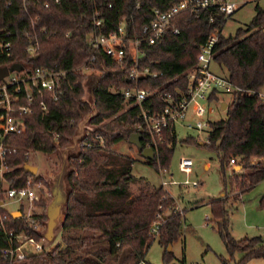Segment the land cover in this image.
<instances>
[{
    "label": "trees",
    "instance_id": "1",
    "mask_svg": "<svg viewBox=\"0 0 264 264\" xmlns=\"http://www.w3.org/2000/svg\"><path fill=\"white\" fill-rule=\"evenodd\" d=\"M176 1L64 0L45 9L42 2L31 1L24 8L21 0H0V30L10 32L12 42V55L10 58L1 55L0 67L17 63L26 70L45 67L67 72L61 79L58 98L53 100L45 94L43 101L47 110L42 111L36 99L31 116L23 117L24 128L6 136L4 180L11 187H21L29 177L39 179V175L24 169L29 151L53 152L75 135L79 123L93 126L80 137L83 145L72 156L73 165L66 175L68 189L60 241L52 249L32 253L18 264H126L128 261L151 264L144 260V255L155 238L164 247V264L172 259L167 246L180 237L183 211L176 209L174 198L162 185L151 189L140 187L134 193L130 185L138 182L132 174L135 160L113 151L112 147L128 140L136 131L142 110L154 113L164 105L161 97L176 99L179 92L186 91L188 83L184 73L195 64L199 47L211 32L222 29L230 17L216 11L184 12L176 16L174 26L179 28L178 35L167 32L155 44L142 48L145 56L139 59L138 68H148L156 74L154 78L132 80L130 71L135 64L129 56L117 63L101 51L94 54V69L100 74L73 70L91 55L89 35L113 34L120 25L126 36L139 35L142 26L151 19V9L165 11ZM95 21L100 24L95 26ZM263 30L264 9L255 6V14L244 29H238L234 36L220 34L214 48V62L226 71V79L237 90L226 107L225 118L211 123L208 142L193 136L183 139L213 150L223 175L229 160H236L243 171L233 174L232 180L239 190L234 199L264 180V99L259 96L264 85ZM30 33L38 38L37 60H32L26 51ZM134 89L150 91L153 95L141 105L134 104L133 100L123 97L125 90ZM85 95L92 106L84 99ZM26 103L20 99L16 106ZM92 107L95 114H91ZM140 134L141 143L146 147L150 135L145 131ZM176 142L175 135L165 132L164 140L153 149L154 160L148 163L157 169L167 167ZM252 158L257 161L252 162ZM2 183L0 178V188ZM0 196H3L1 191ZM227 201L225 191L208 204L231 258L234 251L242 253L237 264L253 257L264 258L262 236L240 240L231 236ZM258 204L264 208V193ZM38 219L48 226L49 215H38ZM154 221L156 232H152ZM7 228L24 230L36 238L41 236L24 219L12 220ZM8 243L6 232L0 229V249ZM228 261L221 258L222 264H229ZM0 264L8 261L0 256Z\"/></svg>",
    "mask_w": 264,
    "mask_h": 264
},
{
    "label": "built area",
    "instance_id": "2",
    "mask_svg": "<svg viewBox=\"0 0 264 264\" xmlns=\"http://www.w3.org/2000/svg\"><path fill=\"white\" fill-rule=\"evenodd\" d=\"M43 3L45 9L60 5L64 0H21L26 8L29 2ZM250 0H178L170 8L163 11L161 9H151V19L142 26L139 35L128 37L122 25L116 33L105 35L103 33L91 34L88 37V44L91 48L90 57L73 72L86 74L85 71H93L95 64L94 54L96 51L103 52L110 60L122 63L127 56L135 64L130 71V78L134 81L156 74L150 72L148 68L140 70L138 68L139 59L145 56L144 45H153L167 32L172 35L179 34V28L174 26L176 16L184 12L198 13L202 11H216L223 17H231L241 4ZM212 20V19H211ZM37 21V20H36ZM32 23H34L32 21ZM100 21H95L98 26ZM222 29H215L199 47L195 64L188 69L184 76L187 79V89L179 92V97L174 99L171 96L161 97L164 105L154 113L142 110L141 123L136 125V131H145L150 135V141L146 146L153 149L164 140V133L178 136V128L193 131L202 142H208L212 132L209 114L214 112L210 105L219 102L223 93H231V100L237 90L226 78H222L211 70L214 62V48L218 42ZM29 45L26 49L29 56H36L38 49V38L36 34H27ZM11 33L0 30V56L5 55L10 58L12 53ZM0 81V178L3 183L0 188L3 196H0V229L6 232L8 245L0 249V256L8 261V264H18L32 253L43 250L42 235L36 238L32 233L24 230L8 229L7 225L12 220L24 219L29 223L31 229L41 234L44 224L38 219L41 213L38 211L36 195L33 181L28 178L25 185L21 187H11L4 180L3 173L7 170L5 157L7 145L5 138L8 134L24 128L25 119L33 113V104L39 99L38 106L42 111H46V104L43 101L45 94L56 100L61 93V79L65 77L66 71H55L45 67H35L25 69L21 72H13ZM248 95L251 93L248 92ZM153 95V92L146 90H125L123 97L125 100H133L134 104L141 105ZM259 96L264 99L260 94ZM24 99L27 103L16 104ZM231 102V101H230ZM219 103H223L220 101ZM229 104V103H228ZM15 114L21 117L15 116ZM96 138H99L97 136ZM88 145V143H84ZM231 165L236 164L233 158L229 160ZM192 160L182 157L178 161L179 170L185 174L191 172ZM163 168H159L161 170ZM185 183H188L186 180ZM197 186L198 182H192ZM39 186V184H36ZM162 185H167L166 180H162ZM13 211H19V215L12 216ZM157 222L152 223V232H156ZM139 264H143L140 262Z\"/></svg>",
    "mask_w": 264,
    "mask_h": 264
},
{
    "label": "rangeland",
    "instance_id": "3",
    "mask_svg": "<svg viewBox=\"0 0 264 264\" xmlns=\"http://www.w3.org/2000/svg\"><path fill=\"white\" fill-rule=\"evenodd\" d=\"M255 6L264 9V0H250L241 4L239 9L226 20L221 34L224 37L234 36L238 29H244L255 14ZM211 70L222 78L227 76L226 71L215 64H212ZM85 72H87L86 74H100L95 69ZM259 94L264 96V85ZM84 99L92 106L87 95L84 96ZM220 101L228 105L231 101V93H223L219 98ZM219 102L210 105V108L214 109V112L208 116L211 123L224 119L226 116ZM95 113L96 110L92 107L91 114ZM92 129L93 126L86 122L79 123L75 135L70 137L66 144L59 145L53 152L29 151L27 163L36 166L38 169L35 175L40 176L37 180L29 177L33 181L38 197L36 201L38 211L48 215L49 211L56 209V215H54L56 219L51 227L44 224L40 230L44 237L43 250L52 249L61 239L58 219L64 212L65 196L68 189L66 175L73 165L72 156L80 150L82 144L79 141L80 137ZM187 136H193L201 141L193 131L179 127L177 142L168 166L161 170L149 164V161L141 156L140 150L130 144L128 140L116 143L112 150L134 158L132 174L138 178V182H132L130 185L134 193H137L140 187L149 189L158 187L162 185V180H166L167 185L162 186L174 198L176 209L183 211L180 237L170 244V250L167 249L173 255L168 264H222L221 258L228 259L229 264H237L242 253L234 251L231 258L217 232L216 221L211 214L208 202L222 196L226 191L231 236L236 240L254 236L264 238V208L258 204L264 193V180L241 194L239 199H234L239 190L232 180L233 174L234 171L236 173L243 171H241V167L240 169H234V167L240 165H231L228 162V167H225L223 175L216 153L210 148L184 142L183 139ZM182 157L192 160L191 172L188 174L179 170L178 161ZM251 161L256 162L257 158H252ZM186 180L188 183H185ZM193 181L198 182V185L193 186L191 184ZM163 253L164 247L155 238L145 251L144 260L151 264H164ZM126 264H132V261H128ZM242 264H264V258H249Z\"/></svg>",
    "mask_w": 264,
    "mask_h": 264
},
{
    "label": "water",
    "instance_id": "4",
    "mask_svg": "<svg viewBox=\"0 0 264 264\" xmlns=\"http://www.w3.org/2000/svg\"><path fill=\"white\" fill-rule=\"evenodd\" d=\"M264 33V30H263ZM32 60H37V56H34L31 58ZM23 70V66L20 64H12L9 67H2L0 68V81H2L5 77H7L10 73L13 72H21ZM227 104L226 103H222L221 104V109L223 111L226 110ZM141 134L138 132H132L129 137H128V142L132 145H134L138 150H140L141 156L146 159L147 161H153L155 158V152L153 150L152 147H144L141 143ZM24 169L26 171H28L29 173H31L32 175H35L37 172V167L34 165H31L29 163H25L24 164ZM234 169H240V166H235ZM20 213L19 211H13L12 212V216L16 217L18 216ZM168 250H170V245H168L167 247Z\"/></svg>",
    "mask_w": 264,
    "mask_h": 264
},
{
    "label": "crops",
    "instance_id": "5",
    "mask_svg": "<svg viewBox=\"0 0 264 264\" xmlns=\"http://www.w3.org/2000/svg\"><path fill=\"white\" fill-rule=\"evenodd\" d=\"M56 209L54 208L53 210H51V211H49V213H47L48 215H49V217H50V220H49V222H48V227H51V224L50 223H54V221H55V216L54 215H56L55 213H56V211H55ZM64 217V214L63 213H61V218L60 219H58V221H59V225H60V223H61V221L63 220V217Z\"/></svg>",
    "mask_w": 264,
    "mask_h": 264
}]
</instances>
